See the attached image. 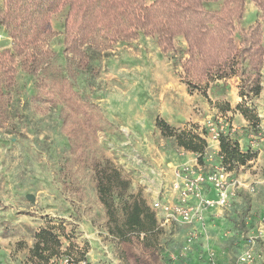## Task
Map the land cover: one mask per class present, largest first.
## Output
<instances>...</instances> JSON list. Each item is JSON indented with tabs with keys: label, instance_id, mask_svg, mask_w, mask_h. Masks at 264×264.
<instances>
[{
	"label": "rangeland",
	"instance_id": "rangeland-1",
	"mask_svg": "<svg viewBox=\"0 0 264 264\" xmlns=\"http://www.w3.org/2000/svg\"><path fill=\"white\" fill-rule=\"evenodd\" d=\"M250 1L256 7L245 10L241 28L262 13ZM65 13L54 15L60 34L49 42L56 54L52 68L44 75L18 71L11 89L12 122L0 127V264H37L30 250L42 228H52L62 240L56 264H67L68 255L88 264H264V155L258 150L264 141V65L262 92L245 103L260 116L257 130L248 121L236 133L228 126L242 101L239 89L231 91L239 80L212 82L209 98L188 92L180 77L188 56L183 36L169 52L162 51L157 37L145 34L107 48L85 45L97 69L92 73L78 69L64 52ZM262 26L264 42V19ZM11 44L0 25V49ZM40 78L47 87L36 101ZM64 85L72 103L54 106L50 100ZM227 102L234 108L223 111ZM158 117L176 128L207 131L202 164L198 154L162 135ZM221 132L251 139L255 155L227 169V205L206 209L192 222L162 221L154 202L178 201L172 184L179 167L199 164L210 174L223 165L215 138ZM105 165L120 168L130 180L128 192L114 195L118 215L123 202L138 194L156 211V232L123 238L110 231L115 224L100 199L96 175ZM201 188L205 197H217L212 185ZM247 253L251 257L245 258Z\"/></svg>",
	"mask_w": 264,
	"mask_h": 264
},
{
	"label": "trees",
	"instance_id": "trees-1",
	"mask_svg": "<svg viewBox=\"0 0 264 264\" xmlns=\"http://www.w3.org/2000/svg\"><path fill=\"white\" fill-rule=\"evenodd\" d=\"M252 1L262 13L255 23L241 28L247 0H0V25L12 39L10 47L0 49V127L12 122L11 89L18 71L44 75L52 68L56 54L49 42L60 34L54 27V15L66 9L64 52L78 69L97 72L89 63L85 45L94 43L107 48L145 34L157 37L162 51L169 52L175 49V38L181 35L188 44V56L183 60L180 77L188 92H202L209 98L212 82L236 77L242 97L236 109L257 130L260 116L245 103L257 98L263 88L264 0ZM40 80L36 101L47 87L46 81ZM65 88L56 90L54 100H50L54 106L72 103L73 99L65 95L69 89ZM222 110H232L230 103H225ZM156 125L164 137L173 138L184 150L198 154L199 163L204 162L209 146L206 130L201 134L176 128L162 117L156 119ZM218 140L222 164L229 170L247 164L255 156L251 148L241 150L239 140L229 132H221ZM96 175L100 199L109 221L115 224L110 228L113 234L123 238L132 232L147 236L159 229L156 211L138 194L123 202V214L118 215L114 195H124L130 187V180L120 168L101 166ZM35 241L31 257L38 259L37 264H53L62 246L60 236L52 228H42Z\"/></svg>",
	"mask_w": 264,
	"mask_h": 264
},
{
	"label": "built area",
	"instance_id": "built-area-1",
	"mask_svg": "<svg viewBox=\"0 0 264 264\" xmlns=\"http://www.w3.org/2000/svg\"><path fill=\"white\" fill-rule=\"evenodd\" d=\"M220 133L215 135L219 138ZM220 141V140H219ZM176 180L172 184V189L178 193V201H155L154 206L159 211L161 220L168 222L170 219L192 222L195 218H202L204 211L213 207H223L227 205L230 194L229 183L230 173L227 167L220 166L215 172L207 174L202 171V166L184 165L176 171ZM208 183L216 190V198L205 197L202 193L201 185ZM195 199V201L193 200ZM251 257L250 253L245 258ZM63 261L67 264H88L87 260H76L73 256H65ZM57 263V258L53 259V264Z\"/></svg>",
	"mask_w": 264,
	"mask_h": 264
},
{
	"label": "crops",
	"instance_id": "crops-1",
	"mask_svg": "<svg viewBox=\"0 0 264 264\" xmlns=\"http://www.w3.org/2000/svg\"><path fill=\"white\" fill-rule=\"evenodd\" d=\"M250 6L253 7V8L256 7L254 3H252L250 0H247L245 10L248 7H250ZM245 13H246V11H245ZM244 19H245V14H244L243 21H244ZM249 25H251V24H249ZM249 25H246L245 27H247ZM229 83H230V81H229ZM238 89L239 88L237 86V83L235 85H232L231 86L232 94H235L236 93L234 90H236L238 92ZM240 96H239V98L241 99ZM238 100H237V104L239 102ZM231 107L234 108V105H231ZM231 114H233L234 117L232 119L231 126L230 125L228 126V130L232 129V131L234 130V132L237 133L241 129L242 125H248V120L244 117V115L242 114V112H240V111H237L236 112V111L233 110V112ZM238 140L240 142L241 150H243V151H247L248 149H250L253 146V143L251 142V139H249V138H246V137L242 136L241 138H238ZM258 150H260V154L261 155H264V141L262 143V146H260V148ZM188 153H191V152H188ZM211 195H213V194L212 193L209 194V196H211Z\"/></svg>",
	"mask_w": 264,
	"mask_h": 264
}]
</instances>
